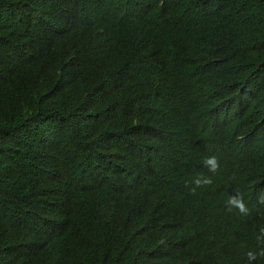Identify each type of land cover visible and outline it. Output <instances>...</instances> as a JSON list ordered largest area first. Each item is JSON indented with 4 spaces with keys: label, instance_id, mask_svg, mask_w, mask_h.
Masks as SVG:
<instances>
[{
    "label": "trees",
    "instance_id": "16d2710c",
    "mask_svg": "<svg viewBox=\"0 0 264 264\" xmlns=\"http://www.w3.org/2000/svg\"><path fill=\"white\" fill-rule=\"evenodd\" d=\"M262 197L264 0H0V264H248Z\"/></svg>",
    "mask_w": 264,
    "mask_h": 264
},
{
    "label": "clouds",
    "instance_id": "9594fccd",
    "mask_svg": "<svg viewBox=\"0 0 264 264\" xmlns=\"http://www.w3.org/2000/svg\"><path fill=\"white\" fill-rule=\"evenodd\" d=\"M257 109V108H253ZM240 126V132L243 134V129ZM244 135V134H243ZM189 148V145L188 147ZM203 166L208 169L211 173H216L219 170V161L215 155L206 157L203 161ZM212 183L211 177H206L203 175L197 176L193 180V185L190 189V192L192 194H195L197 188L208 186ZM187 186V185H186ZM262 202H264V197H262ZM198 215L200 216L201 220L204 221L206 217V209L203 200L199 197L193 204H191ZM233 209H235L240 215L247 216L250 214V209L246 205L243 195L239 192H235L234 194H231L228 196V199L226 201V210L228 212H231ZM257 241L264 244V227H261L259 229V234L256 237ZM248 264H253L254 261L257 260L258 257H264V248H261L259 251H248L246 253Z\"/></svg>",
    "mask_w": 264,
    "mask_h": 264
}]
</instances>
